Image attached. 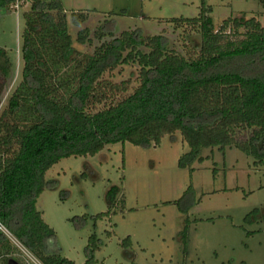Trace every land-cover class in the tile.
Listing matches in <instances>:
<instances>
[{
    "label": "trees",
    "instance_id": "16d2710c",
    "mask_svg": "<svg viewBox=\"0 0 264 264\" xmlns=\"http://www.w3.org/2000/svg\"><path fill=\"white\" fill-rule=\"evenodd\" d=\"M25 1L30 5L22 12L21 79L0 112V222L42 264H103L95 256L100 247L95 233L88 237L82 263L62 255L54 229L36 207L41 192L57 185L45 173L62 157L94 155L118 141L158 145L163 135L174 140L179 132L189 146L178 158L180 167L201 161L209 146L235 145L255 163L264 162V27L254 16L227 18L214 29L212 8L201 0L197 15L171 18L198 28L199 41L187 43L186 53L170 47L163 32L145 34L137 26L115 33L111 16L93 31L98 43L82 51L74 41H90V29L82 27L74 37L68 23L80 24L84 11L67 15L61 0ZM0 4L10 8L9 0ZM228 24L234 33L246 29L230 38ZM123 63L138 65V85L115 103L89 110L96 94L126 89L125 79L102 80L106 70ZM10 72V57L0 46V92ZM9 113L24 114L23 123L9 124ZM240 127L252 128L246 139L235 137ZM118 188L107 189L109 203ZM107 213L93 214L94 223ZM14 248L0 228L1 264Z\"/></svg>",
    "mask_w": 264,
    "mask_h": 264
},
{
    "label": "rangeland",
    "instance_id": "374dc122",
    "mask_svg": "<svg viewBox=\"0 0 264 264\" xmlns=\"http://www.w3.org/2000/svg\"><path fill=\"white\" fill-rule=\"evenodd\" d=\"M61 1L67 15L85 13L80 24L68 23L74 37L82 27L90 29V41H74L82 51H91L98 43L93 31L111 16L116 19L115 33L137 26L145 34L163 32L170 47L183 53L187 43L191 46L199 41L196 26L171 18L197 15L201 0ZM206 3L212 8L214 29L225 19L230 22L240 15L254 16L264 27L260 0ZM29 5L24 3L16 12L0 4V46L11 60V72L1 85L0 112L21 79L22 12ZM230 24L226 26L230 38L246 29L241 26L234 33ZM193 49L197 51V47ZM138 71L136 63L106 70L102 80L120 83L125 79L126 89L96 94L88 109L98 110L132 92L139 83ZM5 121L22 124L24 114L9 113ZM251 132L252 128L240 127L235 137L243 140ZM188 148L176 132L174 140L165 134L158 145L118 141L94 155H70L53 163L45 177L57 179V185L41 192L36 207L54 229L61 254L82 263L88 237L95 233L100 240L95 256L103 264H264V162L255 163L253 155L235 145L223 149L209 146L202 149L201 161L180 167L178 158ZM112 184L119 188L109 203L106 191ZM190 185L191 190L185 193ZM106 210L109 213L94 223L93 214ZM0 228L15 247L9 256L18 264H42L5 226ZM126 237L130 240L122 243Z\"/></svg>",
    "mask_w": 264,
    "mask_h": 264
},
{
    "label": "built area",
    "instance_id": "2783aa9c",
    "mask_svg": "<svg viewBox=\"0 0 264 264\" xmlns=\"http://www.w3.org/2000/svg\"><path fill=\"white\" fill-rule=\"evenodd\" d=\"M26 2L27 1L25 0H9V7L18 12L20 8H22L23 4ZM2 226L4 227V225H2V223L0 222V227Z\"/></svg>",
    "mask_w": 264,
    "mask_h": 264
},
{
    "label": "flooded vegetation",
    "instance_id": "af4514ba",
    "mask_svg": "<svg viewBox=\"0 0 264 264\" xmlns=\"http://www.w3.org/2000/svg\"><path fill=\"white\" fill-rule=\"evenodd\" d=\"M7 264H18V263L15 261V259L10 257L9 254H8Z\"/></svg>",
    "mask_w": 264,
    "mask_h": 264
}]
</instances>
